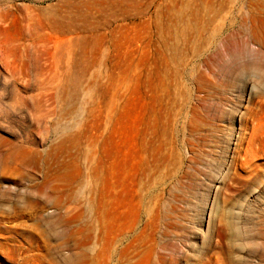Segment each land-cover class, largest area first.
I'll return each mask as SVG.
<instances>
[{"label": "rangeland", "instance_id": "rangeland-1", "mask_svg": "<svg viewBox=\"0 0 264 264\" xmlns=\"http://www.w3.org/2000/svg\"><path fill=\"white\" fill-rule=\"evenodd\" d=\"M263 59L264 0H0V264H264Z\"/></svg>", "mask_w": 264, "mask_h": 264}, {"label": "bare ground", "instance_id": "bare-ground-1", "mask_svg": "<svg viewBox=\"0 0 264 264\" xmlns=\"http://www.w3.org/2000/svg\"><path fill=\"white\" fill-rule=\"evenodd\" d=\"M232 63H234V65H238L237 68H239L240 70H244L246 66H251L252 68L250 72L257 76H259L258 73H260L261 70L260 66L262 65L261 62H259L258 54L255 53L254 51L247 49V47L245 49L243 47L241 55L237 59L232 60ZM150 82L153 83L152 80H150ZM155 85L159 87L162 86L163 83L160 81ZM165 98H166V102H165ZM160 99H161V110L164 109V115H163V121L161 127H163V131L166 130V132H164V134H166L168 129L172 128L173 115L175 113L177 114L183 113L186 107H189V103L192 99H191V95H186L184 99H182L181 97L180 98L181 100H179V97L177 98V95L170 94L169 90H166V93H163ZM169 143L171 144V150H173L174 141L169 139ZM117 240H120V232L117 235Z\"/></svg>", "mask_w": 264, "mask_h": 264}]
</instances>
